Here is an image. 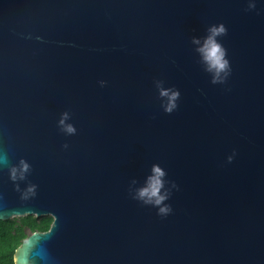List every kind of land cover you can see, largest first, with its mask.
<instances>
[{
  "label": "water",
  "instance_id": "water-1",
  "mask_svg": "<svg viewBox=\"0 0 264 264\" xmlns=\"http://www.w3.org/2000/svg\"><path fill=\"white\" fill-rule=\"evenodd\" d=\"M221 23L213 85L191 40ZM3 154L0 222L53 219L15 264H264V0H0ZM154 164L167 216L130 194Z\"/></svg>",
  "mask_w": 264,
  "mask_h": 264
},
{
  "label": "clouds",
  "instance_id": "clouds-1",
  "mask_svg": "<svg viewBox=\"0 0 264 264\" xmlns=\"http://www.w3.org/2000/svg\"><path fill=\"white\" fill-rule=\"evenodd\" d=\"M255 8V4L250 2L248 4V10ZM227 35V28L224 24H214L207 28L205 37L192 38L191 43L198 45L195 48L196 53L199 55L201 63L205 65V71L211 74L210 83L225 84L228 77L231 75L230 62L227 59V50L220 43L219 38ZM103 86V82H101ZM155 86L157 88L159 97L166 100V103L162 105L165 114H171L178 107L177 101L180 98V92L174 88H164L162 81H156ZM71 116L68 112L61 113L58 120V127L62 132L67 135H74L76 129L74 125L68 123ZM66 147V146H65ZM231 162L232 157L228 158ZM9 164L6 154L0 155V167L7 166ZM30 172V165L24 160L19 161V166H11L9 168V178L13 182L25 179V174ZM165 171L159 165H153L151 168V174L146 178L144 184L138 188L130 189L132 199L142 202L144 205H151L158 209L157 214L160 216H167L171 213V206L166 204L170 198L171 191L165 189ZM136 181H131V185H135ZM172 188H176L175 184L171 185ZM17 190L19 187L17 185ZM36 186L31 185L24 193L25 198L27 195H35ZM17 219V218H16ZM31 235V234H30Z\"/></svg>",
  "mask_w": 264,
  "mask_h": 264
},
{
  "label": "trees",
  "instance_id": "trees-1",
  "mask_svg": "<svg viewBox=\"0 0 264 264\" xmlns=\"http://www.w3.org/2000/svg\"><path fill=\"white\" fill-rule=\"evenodd\" d=\"M53 219L50 216L18 218L0 222V264H15L16 250L29 238V234L46 233Z\"/></svg>",
  "mask_w": 264,
  "mask_h": 264
},
{
  "label": "rangeland",
  "instance_id": "rangeland-1",
  "mask_svg": "<svg viewBox=\"0 0 264 264\" xmlns=\"http://www.w3.org/2000/svg\"><path fill=\"white\" fill-rule=\"evenodd\" d=\"M18 219V218H17ZM39 219V218H38ZM27 233L30 235V232L29 231H27Z\"/></svg>",
  "mask_w": 264,
  "mask_h": 264
}]
</instances>
